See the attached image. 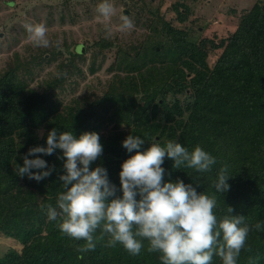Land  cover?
<instances>
[{"label":"trees","instance_id":"1","mask_svg":"<svg viewBox=\"0 0 264 264\" xmlns=\"http://www.w3.org/2000/svg\"><path fill=\"white\" fill-rule=\"evenodd\" d=\"M3 1L19 11L5 12L0 33L10 32L11 38L13 28L31 24L28 15L36 0ZM128 3L127 9H135L139 18L142 13L153 16L158 25L155 37L128 44L112 40L102 28L99 40L78 43L71 33L62 32L57 39L55 32L48 47L29 45L23 53L14 51V61L0 68V235L16 245L3 251L0 264H161L158 254L147 252V241L137 256L121 245L106 247V237L94 251L80 253L77 247L84 241L67 237L57 221L48 220L47 205L55 206L63 191L61 150L50 156L37 154L55 169L40 182L21 178L16 170L23 166L29 148L47 146V135L54 128L58 133L72 131L77 138L84 132L99 134L103 155L92 168L108 170L117 195H122L121 165L135 154L122 146L129 135L145 139L141 151L153 142L161 146L179 142L189 151L200 146L216 157L212 170L176 169L166 157L165 181L183 179L194 186L199 182L198 192L217 196L218 217L227 214L229 205L233 215L245 216L248 225L264 224V5L255 3L238 28L218 40L196 36L191 27L177 29L158 15L159 8L151 0ZM57 5L68 7L66 0H58ZM173 10L179 24L187 22L189 4L175 3ZM64 53L68 61H59ZM108 53H115L108 72L118 68L109 90L65 103L64 98L79 87L70 66L82 77L85 65L95 73L103 68ZM123 72L125 76L118 75ZM171 93L172 104L165 100ZM160 114L165 118L156 119ZM109 125L113 130L102 136L100 130ZM122 125L125 130H120ZM225 163L233 177L228 181L230 190L221 196L212 184ZM212 264L222 261L214 256ZM238 264H264V229L250 231Z\"/></svg>","mask_w":264,"mask_h":264},{"label":"clouds","instance_id":"2","mask_svg":"<svg viewBox=\"0 0 264 264\" xmlns=\"http://www.w3.org/2000/svg\"><path fill=\"white\" fill-rule=\"evenodd\" d=\"M96 10L104 21H110L115 11L108 0H103ZM122 20L119 31L134 28L130 19ZM25 27L34 46H49L45 25ZM46 143V147L29 148L22 157L23 166L16 171L21 178L27 176L40 182L55 169L37 154L50 156L61 150L58 158L64 161L65 174L59 180L63 191L55 206L47 205L46 214L49 221L58 222L61 233L84 241L77 247L80 253L94 251L106 237V247L121 245L133 256L141 254L147 241V252L158 254L161 264H212L214 256L222 264H238L250 231L264 229V224L250 226L244 215H233L234 208L229 205L227 214L218 217L217 196L198 192L199 182L194 186L183 179L165 181L162 165L166 157L174 161L176 169L210 172L217 159L200 146L189 151L179 142L168 141L165 146L153 142L141 151L145 139L129 135L122 146L129 153L135 150V154L121 165L122 195H117L108 170L103 166L92 168L103 155L98 133L84 132L77 138L72 131L58 133L54 128ZM232 177L225 163L213 181L215 193L224 196L230 190L228 181Z\"/></svg>","mask_w":264,"mask_h":264},{"label":"rangeland","instance_id":"3","mask_svg":"<svg viewBox=\"0 0 264 264\" xmlns=\"http://www.w3.org/2000/svg\"><path fill=\"white\" fill-rule=\"evenodd\" d=\"M16 4L23 3V0H14ZM130 0H108L114 8V15L110 21H104L97 13V6L103 2V0H66L68 7H59L57 5L58 0H36L30 6L29 17L31 25L41 24L45 22L43 17L47 13L49 21L45 22L47 26V39L52 40L53 33L59 34L58 38H62V32L71 33L75 41L78 43H84L85 41L99 40V35L102 28L107 29L108 34L112 36V40L117 38L118 41L123 43L130 42H142L147 38L155 37L154 27L158 26L153 16H147L142 13L141 18L134 12L135 9L129 11L127 5ZM155 7L159 8L158 15L161 16L168 23L172 24L177 29L192 28V31L196 36H204L210 39H218L226 36L228 33L234 32L238 26L241 17L250 9L253 8L255 3L264 5V0H151ZM0 18L3 19L0 23V32L3 28L5 20V12L9 14H15L17 11L15 5L7 7L0 0ZM178 2H186L190 5L189 19L184 24H179L173 6ZM10 4V3H9ZM11 5V4H10ZM53 8V9H50ZM235 8V10H233ZM7 9V10H6ZM21 11V10H20ZM19 12V11H17ZM70 17L74 20L70 22ZM130 19L134 28L124 32L119 31V26L122 24V18ZM146 17V18H145ZM146 19V21H145ZM154 19V20H153ZM194 22V23H193ZM43 24V23H42ZM71 24V25H70ZM55 26V27H54ZM18 27V28H17ZM12 29L13 37L10 32L0 33V68L7 65L8 61H14V51L21 53L25 52L27 46L31 45L33 49L36 46L29 39V33L26 28L18 25ZM182 27V28H180ZM55 28V29H54ZM117 36V37H116ZM87 38V39H86ZM105 53L107 51L105 50ZM115 55L108 53L105 57V62L102 69L97 70L95 73H91L87 69V65L83 66L85 75L79 76L70 66L71 74L79 82V87L69 97H65V103H69L72 98H81L85 94L91 95L99 89L103 91L109 90V83H111L112 76L118 72V68H114L112 72H108L110 64L112 63L111 57ZM133 55V54H132ZM131 55V56H132ZM59 61H68L66 54L61 55ZM114 59V56H113ZM57 61L56 64L59 63ZM79 62L77 61V65ZM1 70V69H0ZM132 75H136V72H131ZM118 75L125 76L126 73H120ZM137 98H140L137 95ZM165 98V97H164ZM174 100L173 93L166 97V101L170 103ZM174 102V101H173ZM172 102V103H173ZM171 103V104H172ZM165 115H159L156 119H164ZM125 126L122 125L120 130H125ZM113 130V125L105 126L100 130L102 136L108 135ZM44 134V130L40 131V135ZM11 246H15L13 240L7 239L0 235V255L6 252ZM4 251V252H3Z\"/></svg>","mask_w":264,"mask_h":264},{"label":"bare ground","instance_id":"4","mask_svg":"<svg viewBox=\"0 0 264 264\" xmlns=\"http://www.w3.org/2000/svg\"><path fill=\"white\" fill-rule=\"evenodd\" d=\"M87 39V38H86Z\"/></svg>","mask_w":264,"mask_h":264}]
</instances>
